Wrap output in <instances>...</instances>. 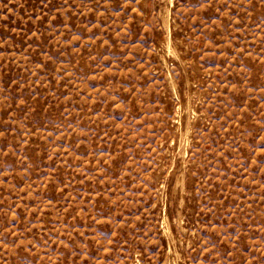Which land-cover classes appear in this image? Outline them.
Here are the masks:
<instances>
[{
	"label": "rangeland",
	"instance_id": "rangeland-1",
	"mask_svg": "<svg viewBox=\"0 0 264 264\" xmlns=\"http://www.w3.org/2000/svg\"><path fill=\"white\" fill-rule=\"evenodd\" d=\"M0 264H264V0H0Z\"/></svg>",
	"mask_w": 264,
	"mask_h": 264
}]
</instances>
